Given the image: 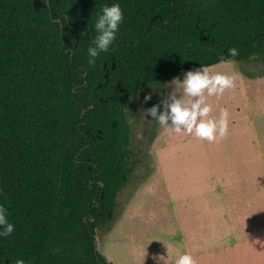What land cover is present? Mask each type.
Here are the masks:
<instances>
[{"label": "trees", "instance_id": "16d2710c", "mask_svg": "<svg viewBox=\"0 0 264 264\" xmlns=\"http://www.w3.org/2000/svg\"><path fill=\"white\" fill-rule=\"evenodd\" d=\"M113 4L117 39L90 65ZM254 59L264 0H0V206L15 226L0 236V264H109L96 231L132 174L130 98Z\"/></svg>", "mask_w": 264, "mask_h": 264}, {"label": "rangeland", "instance_id": "374dc122", "mask_svg": "<svg viewBox=\"0 0 264 264\" xmlns=\"http://www.w3.org/2000/svg\"><path fill=\"white\" fill-rule=\"evenodd\" d=\"M209 72L236 76L234 89L206 97L211 118L222 108L229 113L227 135L215 142L144 118L175 90L173 80L130 98L132 174L109 222L96 231L109 264H175L189 246L179 242L183 235L197 236L196 264H264V60H226ZM176 95L189 99L182 85ZM209 185L239 187L240 194H226L234 207L219 201L212 217L202 197Z\"/></svg>", "mask_w": 264, "mask_h": 264}, {"label": "clouds", "instance_id": "9594fccd", "mask_svg": "<svg viewBox=\"0 0 264 264\" xmlns=\"http://www.w3.org/2000/svg\"><path fill=\"white\" fill-rule=\"evenodd\" d=\"M123 13L119 4L104 6L102 14L99 16L95 28L98 35L95 37L94 46L88 48L90 59L88 63L94 64L100 52H106L116 41L119 25L123 21ZM230 56H238V48L228 49ZM172 83L176 86L175 90L163 99L160 104L153 105L143 111L144 118L151 117L164 128L173 129L176 133H186L194 135L200 140L215 142L218 137L224 138L228 132L227 109L220 110L219 118H211L213 108L206 102V97L222 96L226 90L234 89L236 86L235 75H225L221 73L212 74L207 66H200L195 70H189L185 73L183 82L174 79ZM183 87L182 97L177 98L178 86ZM151 100V95L144 97V102ZM161 106L164 110L160 111ZM0 236L8 237L15 226L8 221L6 209L0 206ZM16 264H25L23 259H18ZM175 264H196V260L191 254L180 255Z\"/></svg>", "mask_w": 264, "mask_h": 264}, {"label": "crops", "instance_id": "0c3cea01", "mask_svg": "<svg viewBox=\"0 0 264 264\" xmlns=\"http://www.w3.org/2000/svg\"><path fill=\"white\" fill-rule=\"evenodd\" d=\"M206 190H207L208 195L207 196L203 195L202 197H204L207 200L208 205H206V206L208 207L209 211L212 212V214H213L212 217L216 216L217 211H214V210H216L217 204L219 201H223L224 205H227L228 203H230L232 205L233 196L227 197L226 194H228V193L231 194L234 192H237L240 194L239 187L233 188V187H229L227 185H225V186H218V185L211 186V185H209V187L206 188ZM219 194H225V195L222 196ZM169 197H172V196L169 195ZM200 197H201V194L199 195L198 198H200ZM188 199H191V198H188ZM235 200L237 201L238 207L241 208V197L237 196L235 198ZM233 207H234V203H233ZM227 208H228V206H227ZM196 238H197V236H194V235L193 236H191V235L184 236L183 235V236H181V238L179 240L180 243H183L184 245H186V244L189 245L188 246L189 249L185 247L184 254H186V253L191 254L195 260H196V258H195V255L193 252L195 251L194 244H195ZM97 244H98V241H97Z\"/></svg>", "mask_w": 264, "mask_h": 264}, {"label": "water", "instance_id": "95a60500", "mask_svg": "<svg viewBox=\"0 0 264 264\" xmlns=\"http://www.w3.org/2000/svg\"><path fill=\"white\" fill-rule=\"evenodd\" d=\"M34 5L36 6V7H41L43 4H42V2H40V1H36L35 3H34ZM60 21V20H59ZM96 242H97V239H96ZM98 245V244H97Z\"/></svg>", "mask_w": 264, "mask_h": 264}]
</instances>
